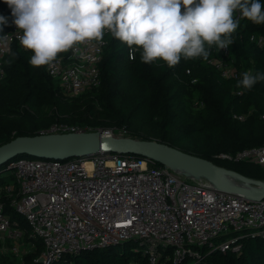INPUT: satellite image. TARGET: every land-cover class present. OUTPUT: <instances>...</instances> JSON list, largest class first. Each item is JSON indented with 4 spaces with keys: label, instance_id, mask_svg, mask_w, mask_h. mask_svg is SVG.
Returning a JSON list of instances; mask_svg holds the SVG:
<instances>
[{
    "label": "built area",
    "instance_id": "2783aa9c",
    "mask_svg": "<svg viewBox=\"0 0 264 264\" xmlns=\"http://www.w3.org/2000/svg\"><path fill=\"white\" fill-rule=\"evenodd\" d=\"M242 17L239 11L236 20ZM12 19L11 30L0 39V83L6 74L5 57L22 35ZM108 33L105 29L101 39L75 44L66 59L55 58L47 64L48 74L74 97L98 87ZM250 39L264 48V34H253ZM220 52V57L211 60L213 65L224 78H239L237 68L226 59L229 47ZM193 105L200 108L204 103L196 99ZM86 130L57 122L40 133ZM103 132L113 137L128 133L125 127ZM215 157L264 167V144L219 152ZM8 169L13 170L15 183L3 188L0 198H7L29 224L32 236L43 243L35 259L39 264L132 240L150 264H158L162 255L174 262L188 257L203 260L213 251L239 252L242 240L250 236L264 237V198L249 199L246 192L258 188L245 182L253 188L231 186L224 177L220 186L167 162L104 151L67 159L17 157ZM210 194L211 201L207 199ZM5 207V201H0V247L9 241L12 251L19 253L25 231L12 224Z\"/></svg>",
    "mask_w": 264,
    "mask_h": 264
},
{
    "label": "trees",
    "instance_id": "16d2710c",
    "mask_svg": "<svg viewBox=\"0 0 264 264\" xmlns=\"http://www.w3.org/2000/svg\"><path fill=\"white\" fill-rule=\"evenodd\" d=\"M261 3L264 5V0H261ZM239 11L241 10H234L235 20ZM0 14L9 18V23L4 25V33H0V36H3L11 30L10 19L13 18L5 0H0ZM238 21V27L230 34L233 42L228 46L230 55L226 59L237 68L239 78L226 79L213 65L211 60L221 56L220 49L216 46L205 45L209 52L207 58L185 59L181 56L178 64L169 67L160 58L152 63L142 62L140 47L129 48L110 32L105 36L107 47L99 65L100 85L80 96L69 98L71 110L65 109L61 98L56 96V91L62 86L59 80L48 74L47 64L31 65L29 60L33 54L32 50L26 49L16 41L5 57L6 74L0 83V145L17 136L40 134V131L46 128L44 122L28 105H32L34 96L44 97L47 94V98H38V101L41 100V104L49 102L54 114L60 110L69 111L68 118L71 122L66 123L70 125L86 124L85 126L97 129L98 127L92 124L96 125L101 121L103 112L117 114L121 119L116 126L125 127L128 131L127 137L163 142L209 159L244 176L264 180V167L261 165L229 162L215 157L219 152H235L264 144V80L258 81L251 89L237 84L242 79V73L246 71L252 74L264 72V48L250 39L253 34H264V25L255 24L244 16ZM70 50L71 48L58 53L56 58L66 59ZM120 73H123L127 85L120 84ZM41 86L46 91L40 92ZM128 89L133 90L134 102L150 111L147 119L141 124L144 136L133 134L128 125H124L125 119L131 123L130 117L123 118L120 115L123 114V103ZM196 99L204 105L195 108L193 102ZM26 106L27 109L24 108ZM176 110L181 114L183 124L191 125L200 132L198 138L179 143L167 140L165 128L170 125L167 123ZM235 115H244L245 118L240 120ZM54 117V122H63L62 118ZM156 118L163 119L158 121ZM15 158L1 164L0 173L7 170L9 163ZM0 201H5V209L12 224L25 231L24 240L36 245V251L27 253L22 263L10 260L8 264H39L35 259L41 254L43 243L32 236L29 224L9 205L6 197L2 196ZM242 242L239 252L213 251L203 260L188 257L179 262L168 260L162 255L158 264H264V237L250 236ZM137 247L136 242L132 240L100 249L84 250L48 264H150ZM169 251L166 250L165 253Z\"/></svg>",
    "mask_w": 264,
    "mask_h": 264
},
{
    "label": "clouds",
    "instance_id": "9594fccd",
    "mask_svg": "<svg viewBox=\"0 0 264 264\" xmlns=\"http://www.w3.org/2000/svg\"><path fill=\"white\" fill-rule=\"evenodd\" d=\"M12 23L22 30L20 43L32 50L29 63L46 65L75 44L101 39L105 29L129 48L141 49V60L157 58L169 67L185 59L209 55L233 41L238 27L234 10L255 23H264L261 0H5ZM183 7V12L181 8ZM9 18L0 14V33ZM0 39H3L0 36ZM264 72H244L238 86L251 89ZM207 199H213L210 194Z\"/></svg>",
    "mask_w": 264,
    "mask_h": 264
},
{
    "label": "water",
    "instance_id": "95a60500",
    "mask_svg": "<svg viewBox=\"0 0 264 264\" xmlns=\"http://www.w3.org/2000/svg\"><path fill=\"white\" fill-rule=\"evenodd\" d=\"M99 151L136 154L157 159L172 165L183 167L186 171L197 173L223 186V175L254 185L258 189L246 192L249 199L264 198V180L253 179L235 170L215 164L213 161L182 151L176 147L156 140H142L131 137L106 136L102 130L40 133L22 135L0 145V165L21 155L38 158L67 159L88 157ZM43 258L40 259L42 263Z\"/></svg>",
    "mask_w": 264,
    "mask_h": 264
},
{
    "label": "rangeland",
    "instance_id": "374dc122",
    "mask_svg": "<svg viewBox=\"0 0 264 264\" xmlns=\"http://www.w3.org/2000/svg\"><path fill=\"white\" fill-rule=\"evenodd\" d=\"M119 71H121V69H119ZM119 79H121L120 84L127 85L125 78L123 77V73H120ZM40 88H39L40 92L46 91V89L43 88L42 86ZM126 91H128V93L126 94V100H124L123 103V109H122L123 114L120 115H122L123 118L130 117L129 119L131 123H129L128 120L125 119L126 121L124 125L127 124L128 128H130L133 134H139V136L140 135L144 136L145 132L141 130V124L143 123L144 120L147 119V115L148 113H150V111H148L146 107H139L137 103L134 102L133 90L128 89ZM56 96H59L61 98V104L63 105V107H65V109L71 110V107L68 103V99L74 96H72L68 91L64 90L63 88L59 89V91H56ZM47 97H48L47 94L44 97L42 96L39 97V95L34 96L32 99V105L31 106L28 105L29 109L31 107L32 108L31 110L36 112L37 116L44 122L43 124H45L44 125L46 127L45 129H50L54 124L57 123L54 122L55 121L54 119H53L54 121L52 120L54 116H56V118H62L63 122L65 124H68L66 122L70 121L68 118L70 116L69 111L64 112L60 110L58 112H55L56 114H54L49 102L46 101L44 104L40 103L42 99ZM38 98H40L41 100L38 101ZM28 107L26 106L24 108L27 109ZM120 119L121 118L117 114H108L103 112L101 121H99V123L96 125L92 124L94 127L96 128L98 127L97 129H93L92 127L85 126L86 124L84 125L68 124V125L77 126L80 129H87L86 131H95L99 129H102L104 131L111 128H115V126L118 125L117 122L120 121ZM162 119L163 118H156V120L158 121ZM63 122H59V123H63ZM167 124H170L165 128L166 138L169 141L179 143L184 140L191 141V139H195L199 137V133H200L199 131H196L193 127H191V125L183 124L182 116L177 110L172 113V115L170 116V121ZM21 156L30 157L31 155H21ZM13 173H14L13 170L10 169L4 170L3 172L0 173V191L3 188H7L9 184L15 183L16 178L14 177ZM226 180L231 181L232 179L227 178ZM235 182L238 183L239 185H243V182L239 180ZM136 245L138 246L139 244L136 243ZM11 248L12 245L9 241H7L3 246L0 247V264H8L10 260L19 261L20 263H22L23 257L27 253L31 251H36L35 248H33L32 245L27 243L25 240L21 243V249L19 253L13 252Z\"/></svg>",
    "mask_w": 264,
    "mask_h": 264
},
{
    "label": "bare ground",
    "instance_id": "6f19581e",
    "mask_svg": "<svg viewBox=\"0 0 264 264\" xmlns=\"http://www.w3.org/2000/svg\"><path fill=\"white\" fill-rule=\"evenodd\" d=\"M174 167L176 168V169H178V170H185L183 167H180V166H178V165H174ZM224 177V180H225V182L227 183V184H229V185H231V186H235V187H238V188H253V187H251V186H249V185H247V184H245V183H243V185H239L238 183H236L235 181H237L236 180V178L235 177H233V176H223ZM227 178H231L232 180L231 181H229V180H226Z\"/></svg>",
    "mask_w": 264,
    "mask_h": 264
}]
</instances>
